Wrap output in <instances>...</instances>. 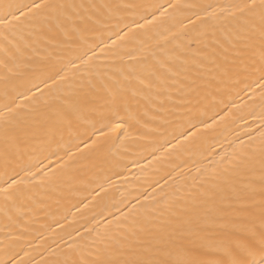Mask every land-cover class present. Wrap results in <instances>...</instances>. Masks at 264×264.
I'll list each match as a JSON object with an SVG mask.
<instances>
[{
	"label": "snow or ice",
	"instance_id": "snow-or-ice-1",
	"mask_svg": "<svg viewBox=\"0 0 264 264\" xmlns=\"http://www.w3.org/2000/svg\"><path fill=\"white\" fill-rule=\"evenodd\" d=\"M95 8V4H85L83 0H32L30 5L0 16V42L4 44L0 52V80L7 82L26 67L20 60L21 49L9 39L19 27L21 17L68 36L87 30L81 25L92 19L90 13ZM169 8L174 12L199 8L195 20L189 17L188 23L195 26L199 21L202 30L187 44L174 45L170 50L156 41L160 54L152 52L150 59L139 61L143 75L136 79L142 88L132 89L129 96L126 88L105 82L101 66L92 63L87 52L70 59L64 67L45 66L42 71L51 74L40 83L49 89L47 97L36 85L40 97L33 94L35 105L29 113L22 117L16 112L19 105L12 104H5L0 110V135L6 150L16 142L18 130L27 129L26 135L57 156L62 167L67 161L75 162L80 153L88 160L89 168L103 174L119 152L121 138L127 139L129 130L135 129L140 139L162 137L159 148L169 151L192 141L186 144L185 152L195 154L207 143L206 136L197 137L198 131L215 129L232 116L229 105L236 107L233 100L225 103L221 99L224 114L213 112L208 116L209 107H215V97L236 88V95L244 93L252 101L248 105L249 115H255L259 108L258 138L250 135L249 143L241 141L238 150L222 155L211 170L198 168V175L183 191L162 200L153 198V204H133L115 218L114 227L103 236L98 234L90 245H81L76 239L66 241L67 252L53 264H264V0H231L226 4L209 0L200 5L170 2L166 8L158 6L159 15L153 13L150 20L143 17L144 24L136 23V27L155 24ZM181 25L186 27L183 21ZM165 39L172 44L178 37L172 34V39ZM88 51L95 55L94 48ZM113 56L122 59L118 52H113ZM69 65L75 69L72 78L63 74ZM130 75L131 72L124 75V80ZM177 77L183 79L178 81ZM169 80L181 85V95L172 111L177 122H183V130L173 132L171 140L167 139V129L161 131L145 125L146 130L140 132L141 101L136 99L140 96L150 102L153 89L166 91ZM58 82L63 86L53 91L52 85ZM32 91L28 89L29 93ZM158 150L151 153L154 159H159L155 154ZM61 151L64 156L58 155ZM43 175L47 177V171ZM57 178L54 173L49 179ZM19 184L20 181L9 177L0 185L5 214L9 201L23 195ZM8 220L11 225L12 217L8 216ZM8 238L22 237L9 232ZM85 247L95 249L94 259L84 258Z\"/></svg>",
	"mask_w": 264,
	"mask_h": 264
},
{
	"label": "bare ground",
	"instance_id": "bare-ground-1",
	"mask_svg": "<svg viewBox=\"0 0 264 264\" xmlns=\"http://www.w3.org/2000/svg\"><path fill=\"white\" fill-rule=\"evenodd\" d=\"M31 2L32 0H0V16L16 12L18 8L30 5ZM83 2L95 4L96 8L91 10L92 19L81 25L82 29L87 30L78 34L64 36L55 30L36 26L21 17L19 27L9 39L21 49L20 60L26 67L22 68L18 76L7 82L0 80V110L5 104H12L13 107L19 105L16 112L22 117L29 113L35 105L33 94L36 98L40 97L36 85L43 89L46 97L49 94V89L40 81L51 72L45 73L42 69L45 66H55L56 69L64 67L70 59H75L85 52L93 58L92 63L101 66L105 82L126 88L131 96L132 89L142 88L136 79L137 76L143 75L139 61L145 57L150 59L152 52L160 54L156 41L165 44L170 50L174 45L187 44L189 38L195 37L202 30L199 21L195 26L188 23L189 17L195 20V13L200 11L199 8H183L175 12L169 8L167 14L160 17L155 24L137 28L136 23L144 24L142 18L147 17L150 20L153 13L159 15L160 5L165 8L170 2L200 5L208 3L209 0ZM215 2L226 4L231 0ZM181 21L186 27L181 25ZM172 34L178 39L168 44L165 38L172 39ZM121 36L123 39L119 38ZM101 40L105 43L100 44ZM97 44L99 47H96ZM3 47L4 44L0 42V52ZM192 47L195 48L196 45L193 44ZM89 48L95 49V55L88 51ZM113 52L120 53L122 59L113 56ZM2 58L0 56V59ZM74 71L69 65L63 74L66 78H72ZM129 72L131 75L128 80H124L123 76ZM176 79L179 81L183 77ZM168 83L166 91L157 92L153 89L150 102L144 101L140 96L136 99L141 101L140 132L146 130L145 125L147 128H160L161 131L167 129V139L171 140L173 132L178 134L183 130L180 127L183 122L178 123L172 111L173 105L181 95V85L179 82L173 84L171 80ZM49 84L52 82L49 81ZM62 86V82H58L57 85H52V89L55 91L57 87ZM29 88L33 89L31 93L28 92ZM238 90L229 89L227 94L215 97V107H209L208 116L213 112L224 114L221 112L224 107V104L220 103L221 99L225 103L233 100L236 107L229 105L232 108V116L221 121L215 129L198 131L197 137L206 136L207 143L195 154L185 152L186 144L192 141L169 151L159 148V144L163 143L162 137L140 139L137 131L130 129L127 139L122 137V143L118 142L121 143L119 152L103 174H97L89 168L88 160L81 157L80 153H77L75 162L67 161V157H64L67 163L62 167V161L57 156L51 155L36 139L26 135L27 129L18 130L16 142L8 146L7 150L0 135V185L12 177L20 181L18 187L23 190L22 196L9 201L7 214L0 199V264H53L67 252L66 241L76 239L81 245H90L98 234L103 236L110 227H114L115 218L127 212L133 204H153V198L162 200L177 191H183L198 175V168L211 170L222 155L231 154L234 149L238 150L241 141L249 143L250 135L258 138L259 108L256 109L255 115H249L248 105L252 104V101L248 100L244 93L236 95ZM135 106L133 101V107ZM81 139L86 137L82 136ZM172 142L176 143L175 140ZM155 149H159L155 152L159 159H154L151 155ZM72 150L75 152L74 148ZM84 152L87 153L88 150L84 149ZM58 155L64 156V153L61 151ZM45 171L48 173L47 177L43 175ZM54 173L58 178L49 179ZM145 197H148L147 201ZM8 216L12 217L11 225ZM109 221L113 222L111 226ZM9 232L22 238L10 240ZM89 252L93 255H89ZM94 253V248L85 247L83 255L85 259L91 260L95 258Z\"/></svg>",
	"mask_w": 264,
	"mask_h": 264
}]
</instances>
